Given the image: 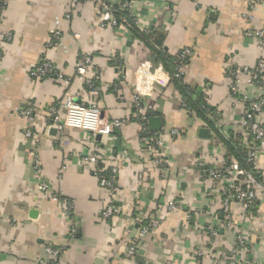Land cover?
Masks as SVG:
<instances>
[{
  "label": "crops",
  "instance_id": "obj_1",
  "mask_svg": "<svg viewBox=\"0 0 264 264\" xmlns=\"http://www.w3.org/2000/svg\"><path fill=\"white\" fill-rule=\"evenodd\" d=\"M253 1L134 2L141 29L155 30L166 51L175 55L192 50L185 81L217 108L221 127L238 133H242L243 107L230 97L226 75L229 68L264 60L259 40L247 35L248 29L264 30V0L251 10ZM68 4L69 0H8L0 20V34L11 36L2 43L0 60V264H39L48 258L47 247L65 249L60 264H227L238 231L247 237L242 263L264 264V193L249 211L234 205L236 231L225 232L211 243L208 227L223 228V186L204 185L197 161L219 166L229 158L227 150L183 109L168 74L154 66L145 46L128 30L103 28L101 10L90 2L82 3L68 19ZM56 29L62 32V40L48 50L46 41ZM83 55L94 58V72L88 75L101 88L98 103L105 121L129 117L132 97L137 94L145 103H154L166 132L175 128L182 132L178 139L163 134L169 173L150 167L142 152L141 128L129 122L121 131L97 138L104 163L118 167L111 192L99 186L97 177L80 160L88 133L57 132L47 109L62 107L64 88L53 78L35 80L30 73L43 59L59 72L70 73ZM120 75L125 79L124 101L112 91ZM243 90L251 98L264 94V86L244 85ZM72 91L86 104L94 101L81 80L73 83ZM29 106L36 110L32 139L25 137L26 122L20 115ZM261 119L264 122V112ZM201 129L208 130L206 138L200 136ZM255 168L264 181V141ZM42 182L49 184V190L40 189ZM55 196L61 200H54ZM169 202L178 208L168 210ZM109 204L121 212L103 221L100 212ZM141 217L158 219L160 225L140 241L141 255L126 259L127 235L131 236ZM203 247L210 258L195 255Z\"/></svg>",
  "mask_w": 264,
  "mask_h": 264
},
{
  "label": "built area",
  "instance_id": "obj_2",
  "mask_svg": "<svg viewBox=\"0 0 264 264\" xmlns=\"http://www.w3.org/2000/svg\"><path fill=\"white\" fill-rule=\"evenodd\" d=\"M197 1V0H194ZM93 3L101 10V26L117 30L124 27L129 31L130 27H136L140 31L147 34L151 30L141 29V18L135 10V0H126L122 2L118 0L112 3L111 0H69V14L78 9L82 3ZM258 0L250 3V9L254 10ZM8 7V0H0V11L4 13ZM119 14H127L121 22L116 16ZM247 19L251 22L253 15L249 14ZM1 20V19H0ZM247 35L255 37L259 40L260 49H264V30L253 31L248 29ZM63 34L59 29L52 30L46 41V49H53L61 40ZM11 40V36L0 34V60L3 57L2 43H7ZM140 43V42H139ZM192 50L187 48L179 52L180 60L179 69L185 75V67L190 57ZM159 68L163 69L162 66ZM117 69H121L119 66ZM164 70V69H163ZM94 72V58L92 56H80L75 64V68L70 73L59 72L55 66L48 60L43 59L40 64L31 71L30 75L35 80H46L53 78L60 83L63 88L62 107L52 105L47 109L50 122L55 126L60 135H64L68 130H80L89 135V142L85 152L79 154L80 160L85 168H89L97 177L99 186L111 192L115 191L118 176V167L106 165L100 153V145L98 137L110 136L115 132H119L129 122L138 123L141 128L142 152L147 156L149 162L159 172L165 174L170 172L169 161L165 152L164 135L178 139L182 136V132L175 128L166 132L162 128L159 132L149 130L148 122L151 118L150 113L155 111V107L145 103L140 95L134 94L130 108V116L127 118H115L110 121L103 119L102 110L98 103V98L102 94L101 88L97 86L95 78L88 75ZM228 81V93L235 103L243 107V118L241 121L242 137L244 138V146L247 149L246 160L249 165L255 167L258 155L261 152V145L264 141V122L261 115L264 112V94H260L256 98H251L244 90L243 86L263 87L264 86V60H259L255 65H241L229 68L226 75ZM76 80H81L84 83L86 91L94 98L90 104L82 102L79 97L72 91L73 83ZM124 76H119V81L112 85L113 95L120 101H124L123 85ZM20 115L26 122L25 137L32 139L34 137V126L36 124V110L33 106H29L21 111ZM147 129L154 133L146 136ZM228 130H233L228 128ZM238 133V131L233 130ZM164 134V135H163ZM36 169L39 172V158H36ZM103 166V172L107 171L108 176L101 177L99 175L100 167ZM197 169L201 175V180L204 185L213 183L223 186L221 192V212H222V230L219 226L208 227L211 243L223 238L225 232L236 231V226L232 218V208L234 205H240L244 210L253 209L259 195L264 193V185L259 183L253 172L247 171L236 162L224 161L219 166H207L203 161H197ZM50 186L47 182L40 184V189L45 192ZM54 200H61L60 196L53 197ZM168 210L173 211L178 207L175 203L169 202ZM67 210L70 213L72 206L67 205ZM121 212L116 205L109 204L101 212L100 217L103 221H108ZM160 225L158 219L144 220L142 217L138 219L134 229L131 231V236L127 235L129 244L125 252L126 259L136 257L141 248L140 241L144 239L151 231L155 230ZM225 236V235H224ZM247 247L246 235L238 231L237 243L234 249L229 253L227 264H243L242 254ZM65 249H57L47 247L45 252L48 256L47 260H40L39 264H60L61 256ZM195 255L199 259H208L211 257L206 247L196 250Z\"/></svg>",
  "mask_w": 264,
  "mask_h": 264
},
{
  "label": "trees",
  "instance_id": "obj_3",
  "mask_svg": "<svg viewBox=\"0 0 264 264\" xmlns=\"http://www.w3.org/2000/svg\"><path fill=\"white\" fill-rule=\"evenodd\" d=\"M121 1L124 2L126 0ZM2 16L3 12L0 11V19ZM116 16L121 22L123 18L127 17V14H119ZM129 32L135 40L145 46L152 57L154 66H162L164 71L168 74L170 78V85L174 90V95L179 98V100H181L183 109L189 114L190 117L201 121L211 131L213 134H211V138L214 142H218L225 147L229 157L226 159V161L229 163L236 161L241 166V168L253 172L257 181L264 185V181L261 179V176L257 172L256 168L247 163V149L244 146V138L242 137L241 133L228 130L224 126L221 127V114L217 108L210 106L205 95L198 92L194 86L189 85L185 81V75H183L179 69V53L172 55L166 51L163 38L160 37V35H158L155 30H151L150 33L147 34L132 26L129 28ZM162 92L163 90L160 91L158 96H161ZM147 103L151 106H154L153 102L149 101ZM158 115L159 113L156 111L150 113L151 117ZM152 134L154 133L147 129L146 136H150ZM150 167H152L151 163ZM103 168V166L100 167L101 172L99 175L101 177L108 176L109 173L107 171L103 172ZM222 217L223 215H221V218Z\"/></svg>",
  "mask_w": 264,
  "mask_h": 264
},
{
  "label": "water",
  "instance_id": "obj_4",
  "mask_svg": "<svg viewBox=\"0 0 264 264\" xmlns=\"http://www.w3.org/2000/svg\"><path fill=\"white\" fill-rule=\"evenodd\" d=\"M163 126V122H162V118L161 117H157V116H153L149 119L148 122V127L149 130L152 132H159L161 131ZM208 134V130L207 129H201L200 130V136L206 138ZM142 252H140L139 254L141 255Z\"/></svg>",
  "mask_w": 264,
  "mask_h": 264
}]
</instances>
